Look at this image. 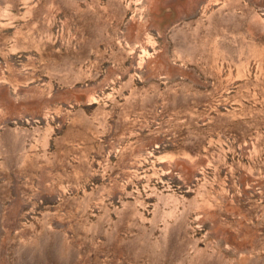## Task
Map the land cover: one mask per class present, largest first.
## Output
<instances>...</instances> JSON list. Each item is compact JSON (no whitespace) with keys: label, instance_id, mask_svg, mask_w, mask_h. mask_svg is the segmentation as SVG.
Here are the masks:
<instances>
[{"label":"rangeland","instance_id":"374dc122","mask_svg":"<svg viewBox=\"0 0 264 264\" xmlns=\"http://www.w3.org/2000/svg\"><path fill=\"white\" fill-rule=\"evenodd\" d=\"M0 264H264V0H0Z\"/></svg>","mask_w":264,"mask_h":264}]
</instances>
